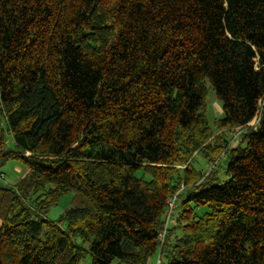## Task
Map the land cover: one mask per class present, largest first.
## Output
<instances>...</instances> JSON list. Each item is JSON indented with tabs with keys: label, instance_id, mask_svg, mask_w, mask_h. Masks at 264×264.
<instances>
[{
	"label": "trees",
	"instance_id": "trees-1",
	"mask_svg": "<svg viewBox=\"0 0 264 264\" xmlns=\"http://www.w3.org/2000/svg\"><path fill=\"white\" fill-rule=\"evenodd\" d=\"M11 160L0 264H151L182 188L163 264H264V0H0V174Z\"/></svg>",
	"mask_w": 264,
	"mask_h": 264
},
{
	"label": "rangeland",
	"instance_id": "rangeland-1",
	"mask_svg": "<svg viewBox=\"0 0 264 264\" xmlns=\"http://www.w3.org/2000/svg\"><path fill=\"white\" fill-rule=\"evenodd\" d=\"M222 117L221 114V106L216 99V95L208 84V93L206 96V118L209 123V126L213 132H216V122ZM253 130L250 127L245 128V131ZM238 131V130H237ZM231 134H228L229 137ZM232 138V137H231ZM214 144V141H212ZM6 148L13 150L14 143L11 135H8L6 138ZM26 156V155H25ZM225 160V158H224ZM214 164H211L208 159L204 156V154L199 153L193 157V167L198 171L202 172L203 175H209V172L213 169ZM216 173L214 174L218 178V182L216 183H223L228 178L225 175V167L223 161L220 163L219 166L214 167ZM2 173L4 174V179H0V185L7 188L14 187L17 182L23 178L27 173V168L24 164L19 160H11L9 161L3 168ZM140 174V173H139ZM138 174V176H139ZM75 201V194L71 193L64 196L57 206L51 208L46 216V219L50 221H57L64 212L69 209ZM178 212V211H177ZM202 212V211H201ZM200 212V213H201ZM1 223V222H0ZM85 249L88 250V245H84ZM157 259V255L151 260V264H155ZM91 257L90 255L84 256L82 259L81 264H91Z\"/></svg>",
	"mask_w": 264,
	"mask_h": 264
},
{
	"label": "built area",
	"instance_id": "built-area-1",
	"mask_svg": "<svg viewBox=\"0 0 264 264\" xmlns=\"http://www.w3.org/2000/svg\"><path fill=\"white\" fill-rule=\"evenodd\" d=\"M258 122H259V119L256 118L252 123L249 124L248 127L255 130V128L258 125ZM243 133H244V131H240V130L232 132L231 133L232 141H234V142L239 141L240 137ZM26 156H28V154H26ZM207 176H208V174L204 175V178H206ZM0 179H4L3 173L0 174ZM182 190H183V188L167 201L164 226H163L162 231L158 234V240H159L160 246H159V251L157 254V259H156L155 264H163V262H164L162 250H163L164 245L168 242L167 238L169 235L170 227L173 224H175L177 211H178L179 205H180L179 195H180V192Z\"/></svg>",
	"mask_w": 264,
	"mask_h": 264
}]
</instances>
